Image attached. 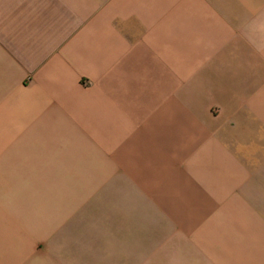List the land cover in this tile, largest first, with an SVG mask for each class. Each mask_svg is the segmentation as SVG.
Here are the masks:
<instances>
[{"label": "crops", "instance_id": "crops-1", "mask_svg": "<svg viewBox=\"0 0 264 264\" xmlns=\"http://www.w3.org/2000/svg\"><path fill=\"white\" fill-rule=\"evenodd\" d=\"M0 264H264V0H0Z\"/></svg>", "mask_w": 264, "mask_h": 264}]
</instances>
